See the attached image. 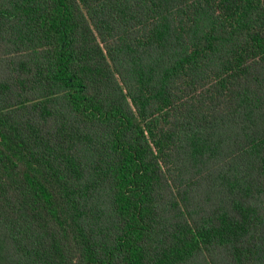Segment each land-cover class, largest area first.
Here are the masks:
<instances>
[{
	"label": "trees",
	"instance_id": "1",
	"mask_svg": "<svg viewBox=\"0 0 264 264\" xmlns=\"http://www.w3.org/2000/svg\"><path fill=\"white\" fill-rule=\"evenodd\" d=\"M0 264H264V0H0Z\"/></svg>",
	"mask_w": 264,
	"mask_h": 264
}]
</instances>
